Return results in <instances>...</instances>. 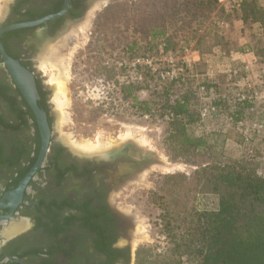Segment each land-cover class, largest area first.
<instances>
[{
    "label": "rangeland",
    "instance_id": "374dc122",
    "mask_svg": "<svg viewBox=\"0 0 264 264\" xmlns=\"http://www.w3.org/2000/svg\"><path fill=\"white\" fill-rule=\"evenodd\" d=\"M137 1L140 0H109L102 7L96 9L91 19L92 22H89L90 26L88 25L84 32L86 40L84 39L81 44L76 46L65 61L67 77H69L66 81L67 94L70 98L68 118L63 117L53 101L55 88L50 80L54 74H58V71L41 66L51 44L48 46L49 48L47 47L48 51H43L36 57L35 62V65L41 69V75L49 83L47 87L50 89V111L55 115L53 134L56 137H62L64 140L68 134H72L78 142L90 141L95 144L101 137L102 140H111L114 143V146L107 152L117 153L121 150L120 155V153H124V148L128 147L126 152L129 151V155L134 153L135 157H133L138 158L137 160L147 157L153 159V163L148 165L145 170L136 173L123 187L114 191L123 194L121 196L118 193L121 208H131L138 213L145 228L143 237L134 240L136 229L133 228L137 223L134 222L135 226L129 224L128 234L120 239L121 243L130 248L131 264H135L136 252L140 245H164L165 238L161 234V206L153 202L154 192H160L161 195L160 188L163 182L161 174L185 173L192 176L196 169L181 160H172L167 153L163 141L168 127V118L160 114L141 115L136 111L137 108L132 106L131 100L126 102L116 100L113 107L106 102L111 100L108 98V93H112L111 88L106 86L104 80L99 76L101 59H96V53L89 45L95 17L98 12L109 5ZM8 2L9 0H0L3 13ZM257 6L258 9L264 10V0H258ZM242 17V7H238L237 3L231 1L225 4L219 3L210 17L195 24L196 36L185 46L192 50L187 59L192 64L193 73L198 74L197 77L193 78L192 72L187 69L178 80H175L178 83L174 84L172 88L170 84L173 81L161 80V69L168 70L172 64L170 59L165 60V57L161 55L160 44L157 52L137 54L131 60L126 61L132 70L128 68L129 76L119 75L117 79L124 82L128 78L135 80L138 77L143 82V89L138 92L141 100H154L156 98L153 94L155 89L157 92L160 90L163 92L164 87L170 90L174 89L173 92L168 90L169 93L179 96L181 94L177 90L180 89L179 87H190L193 97L191 107L197 111L198 120L189 125V133L206 138L213 147L211 153L214 159L221 163H232L241 158H254L253 156H256L255 160L259 164V173L264 175V133L257 136L253 132L257 123L264 122V75L260 71V65L264 64V37L259 35L260 28L258 26L260 24L261 28H264V13H252L245 21ZM218 19L226 20L228 26L223 28L218 26L216 24ZM183 48L176 53H170L176 54L174 61L178 67L184 64L182 60ZM246 48L253 50L256 57L250 56V59L241 60L242 58L238 55ZM195 53L200 55L199 60H194ZM42 55L44 56L41 58ZM102 58L103 65H109L110 59L107 56ZM134 63L136 66L133 65ZM246 65L249 66L248 70L245 68ZM146 69L149 71L147 77L142 76ZM210 72L213 74L212 77L208 75ZM249 84L251 88L248 86ZM201 85L207 86V94L202 95L199 92ZM252 90H258L263 94V99L255 102L258 107L255 113L249 110L250 102L240 104L236 100L239 93L244 91L250 95ZM113 94L119 97L118 93L113 92ZM212 95L217 97L216 103L219 107V114L204 119L200 115V108L203 103H209ZM207 96L208 100L204 98ZM103 102L105 103L103 104ZM243 127L251 129L250 141L245 140L242 132ZM127 134L129 135L128 138L123 141V137ZM138 141L142 142L139 143ZM65 143L71 147L68 141L65 140ZM94 155L98 156L90 154V156ZM160 161L163 168L160 166H157L158 168L153 167L155 164L160 165ZM142 172H145L143 186L137 184V186L132 184L130 186L129 183L138 179L137 176ZM189 204H195L200 209H214L217 207V197L214 194L194 191L190 194ZM132 221L134 220L132 219ZM25 224L22 220H18L10 226L2 223L5 229L3 234L7 235L20 230L21 227H25ZM132 230L134 231L131 236Z\"/></svg>",
    "mask_w": 264,
    "mask_h": 264
},
{
    "label": "flooded vegetation",
    "instance_id": "af4514ba",
    "mask_svg": "<svg viewBox=\"0 0 264 264\" xmlns=\"http://www.w3.org/2000/svg\"><path fill=\"white\" fill-rule=\"evenodd\" d=\"M98 1L9 0L0 17L1 30L58 15L1 36L6 52L34 74L38 104L47 112L52 134L41 166L19 199L17 190L39 160L42 135L0 53V264H131L130 248L120 239L135 223L111 197L138 173L134 166L140 160L126 152L128 147L123 154L120 150L94 159L98 156L77 153L56 137L49 83L35 65L36 57L83 21ZM18 220L25 227L4 235L2 223L10 226Z\"/></svg>",
    "mask_w": 264,
    "mask_h": 264
},
{
    "label": "trees",
    "instance_id": "16d2710c",
    "mask_svg": "<svg viewBox=\"0 0 264 264\" xmlns=\"http://www.w3.org/2000/svg\"><path fill=\"white\" fill-rule=\"evenodd\" d=\"M257 2L241 1L244 21L252 13H264ZM219 3L140 0L109 5L95 17L89 45L96 59H101L99 76L111 88V100L106 102L113 107L116 100H131L141 115L168 118L163 141L167 153L172 160L196 168L192 176L161 174V195L154 192L153 202L161 206L164 245H140L135 264H264V175L259 173L256 156L221 163L214 159L206 138L189 133V125L198 120L191 107L190 87H179V96L169 93L174 89H155L154 100H141L138 92L143 82L138 77L124 82L117 79L129 76L131 67L126 61L134 55L157 52L161 43L166 52L182 50L196 36L195 24L210 17ZM103 56L110 59L109 65H103ZM148 74L146 69L142 76ZM177 83L173 81L171 88ZM194 191L214 194L217 207L190 205Z\"/></svg>",
    "mask_w": 264,
    "mask_h": 264
},
{
    "label": "bare ground",
    "instance_id": "6f19581e",
    "mask_svg": "<svg viewBox=\"0 0 264 264\" xmlns=\"http://www.w3.org/2000/svg\"><path fill=\"white\" fill-rule=\"evenodd\" d=\"M108 1L109 0L98 1L94 6H92V8L88 11L83 21H80V23L75 24L67 34H64L61 38L58 39V41H55L53 44H51L50 48L48 47L49 48V52H47L48 54L47 55L45 54L46 56L43 58V61L41 60L42 68L50 67L51 69H55L58 71V74L53 75V77L50 80V83L55 88L53 101L56 104L58 111H60V113L63 115L64 118L69 117V107H70V98L68 97L67 87H66V81H68L67 78L69 79V77H67L68 74L66 70L67 68L65 65L66 64L65 61L69 58V55L73 52V49L79 44H81V42H83L84 39L86 40V38L84 37V32L88 27L89 22L90 21L92 22L91 19L93 18V14L96 11V9L102 7ZM2 13H3V7L1 6L0 17ZM128 136H129L128 134L127 136H124L123 141L126 140ZM66 137L67 138L64 139V141L65 140L68 141V144H70L71 148L82 155L90 156V154H96L98 155V157L100 156L109 157L111 154L116 155V152L114 153L107 152L108 149L114 146V143L111 140L105 141L102 140L101 137H99L97 143L95 144V143H91L90 141H86L85 143L78 142L77 140L74 139L72 134H68V136ZM142 141H138V142L141 143ZM142 143H144V141ZM157 166L163 168L161 164L160 165L155 164L153 167H157ZM145 172L140 173L137 176L138 179H134L129 183V185L131 186L132 184L133 186H137L145 183L143 180V175L145 174ZM118 193L115 192L112 194V203L116 205L125 214H127L128 217H131L134 220V222L137 223L135 228L136 230L134 232V240H139L143 237V231L145 230L143 221L140 215L134 212L133 209L121 208L119 204L120 193L119 194Z\"/></svg>",
    "mask_w": 264,
    "mask_h": 264
},
{
    "label": "water",
    "instance_id": "95a60500",
    "mask_svg": "<svg viewBox=\"0 0 264 264\" xmlns=\"http://www.w3.org/2000/svg\"><path fill=\"white\" fill-rule=\"evenodd\" d=\"M68 2L66 3V6L64 10L60 13L62 14L65 12L68 8ZM4 14V13H3ZM58 16L56 15H49L43 19L34 21V22H24V23H16L12 24L9 26H6L0 30V53L4 59V64L6 65L9 73L11 74L14 82L16 85L19 87V89L22 91L24 97L26 100L29 102L32 110L34 111L36 118H37V123L39 125L41 135H42V150L41 154L39 157V160L35 167L32 169V171L27 175V177L22 181L19 189L17 190V196L19 199L22 198L24 189L27 186L30 178L32 175L35 173V171L41 166L43 162V158L45 156V153L48 149L50 139H51V128L48 122V117H47V112L42 109L39 104H38V99L40 98L38 89H37V84L34 78V74L30 72L22 63L15 59L12 58L5 50L2 41H1V36L5 31L12 30V29H17V28H23V27H31V26H37L41 23H43L45 20L51 19ZM94 159H104L105 157H92ZM158 161V159H156ZM135 162V161H134ZM153 163V159L150 157H147L145 159H140V161L137 162L136 166H134V171L139 172L143 171L147 168L148 165H151ZM161 164V161H160Z\"/></svg>",
    "mask_w": 264,
    "mask_h": 264
},
{
    "label": "built area",
    "instance_id": "2783aa9c",
    "mask_svg": "<svg viewBox=\"0 0 264 264\" xmlns=\"http://www.w3.org/2000/svg\"><path fill=\"white\" fill-rule=\"evenodd\" d=\"M218 1L220 2V4H225L226 2L233 1V2L237 3L238 7H240L242 0H218ZM216 24L222 28L228 26L227 21L224 19H218L216 21ZM258 26L260 28L259 29V35L264 37V28H261L260 24H258ZM191 51H192L191 48H189L187 46H185L183 48L182 60H183L184 64H183V66L178 67L174 61L176 54L173 55V54H170L169 52H166L165 51V43H161V55L165 57V60L170 59V62L172 64L171 68L168 70L161 69V80H163V81H169V80L175 81V80H178L180 78V75H182V73L185 70L190 69V71H192L191 70L192 64L187 59V56H189L191 54ZM239 55H249V56H253L254 58L256 57V55L254 54V51L249 49V48H246L243 52H240ZM133 65L136 66V63H134ZM245 68L248 70L249 66L246 65ZM260 71L264 75V64L260 65ZM208 75H209V77H212L213 74H212V72H210V73H208ZM191 76L194 78V77H197L198 74H194L192 72ZM248 86L251 88L250 84ZM199 92H201L202 95L207 94L208 93L207 86L201 85ZM204 98H206L208 100V96L204 97ZM216 98H217L216 95H212L210 97L209 103H203V105L200 108V115L202 118L205 119L208 117L217 116L219 114V107L216 103ZM260 99H263V94L258 90H252L250 95H248L244 91L239 93L236 100L240 104L250 102L251 104L249 106V110L252 113H255V112H257V108H258L257 105L255 104V102L257 100H260ZM240 124H242V123H240ZM242 132H243L245 140L250 141L251 129L248 127H243ZM253 132L257 136L262 135L264 133V122L257 123Z\"/></svg>",
    "mask_w": 264,
    "mask_h": 264
},
{
    "label": "crops",
    "instance_id": "0c3cea01",
    "mask_svg": "<svg viewBox=\"0 0 264 264\" xmlns=\"http://www.w3.org/2000/svg\"><path fill=\"white\" fill-rule=\"evenodd\" d=\"M238 55V54H237ZM240 58H242L241 60H245V59H250L251 57L249 55H238ZM200 59V55L199 54H194V60H199Z\"/></svg>",
    "mask_w": 264,
    "mask_h": 264
}]
</instances>
